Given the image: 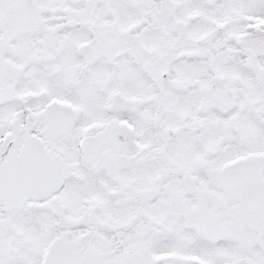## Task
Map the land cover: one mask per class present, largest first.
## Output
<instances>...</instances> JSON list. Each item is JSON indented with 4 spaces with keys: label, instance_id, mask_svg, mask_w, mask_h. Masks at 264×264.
<instances>
[{
    "label": "snow or ice",
    "instance_id": "snow-or-ice-1",
    "mask_svg": "<svg viewBox=\"0 0 264 264\" xmlns=\"http://www.w3.org/2000/svg\"><path fill=\"white\" fill-rule=\"evenodd\" d=\"M0 264H264V0H0Z\"/></svg>",
    "mask_w": 264,
    "mask_h": 264
}]
</instances>
